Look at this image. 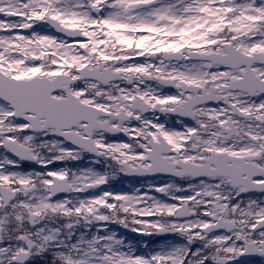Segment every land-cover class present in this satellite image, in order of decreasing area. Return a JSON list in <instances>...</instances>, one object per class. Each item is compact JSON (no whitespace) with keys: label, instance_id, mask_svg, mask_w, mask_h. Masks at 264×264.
<instances>
[{"label":"snow or ice","instance_id":"snow-or-ice-1","mask_svg":"<svg viewBox=\"0 0 264 264\" xmlns=\"http://www.w3.org/2000/svg\"><path fill=\"white\" fill-rule=\"evenodd\" d=\"M85 154L111 163L53 167ZM117 174L172 179L103 190ZM257 256L264 0H0V264Z\"/></svg>","mask_w":264,"mask_h":264},{"label":"rangeland","instance_id":"rangeland-1","mask_svg":"<svg viewBox=\"0 0 264 264\" xmlns=\"http://www.w3.org/2000/svg\"><path fill=\"white\" fill-rule=\"evenodd\" d=\"M64 166L72 168V166L70 164L69 165L68 164H66V165L64 164L62 167H64ZM34 167H36V166L28 167V168H25V169L34 168ZM53 167H59V164L58 165H54ZM81 168H88V167L84 165V167H81ZM125 186L127 188L126 191H123L124 189L119 190V188L116 185V183L110 184L108 186L109 189H103V190H111V191H116V192H129V193L134 192L136 190L135 186H131L130 183L129 184L126 183ZM117 226H119V225L118 224H114L113 226L108 225L110 231L117 233L119 237L124 239L125 243H131L135 247V249L137 250L138 253H144L145 250L146 251L148 250V249H145L144 247H142V245L144 243H147L150 248H156V247L161 246V245H163L165 243H179L180 242V238L179 237H174V236H171V235L163 237V238L159 237V236H156V237H154V242L153 241H149L147 239H143V238L140 239V237H139V239H136V238H125L124 236H122L120 231L115 228ZM118 228H120V226ZM160 238H162V239H160ZM140 249H143V250L141 252H139ZM37 259L39 260L40 258H37ZM34 264H35V262H34Z\"/></svg>","mask_w":264,"mask_h":264},{"label":"flooded vegetation","instance_id":"flooded-vegetation-1","mask_svg":"<svg viewBox=\"0 0 264 264\" xmlns=\"http://www.w3.org/2000/svg\"><path fill=\"white\" fill-rule=\"evenodd\" d=\"M172 121H169V124H171ZM108 139L110 140H124L126 139L125 137H123L122 135H119L118 137L117 136H110L108 137ZM110 161H104L102 160V163L107 165V163H109ZM123 176V174H121ZM170 177H164V176H160V175H154V176H151L149 178H143L142 181L144 182H155V181H167L169 180ZM177 183H187V181H177ZM264 258H256V259H253V260H250L247 262V264H257V263H260L259 260H263Z\"/></svg>","mask_w":264,"mask_h":264}]
</instances>
